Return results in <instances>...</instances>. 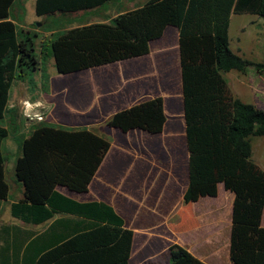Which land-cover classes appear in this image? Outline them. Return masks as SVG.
Returning a JSON list of instances; mask_svg holds the SVG:
<instances>
[{
  "label": "trees",
  "instance_id": "obj_1",
  "mask_svg": "<svg viewBox=\"0 0 264 264\" xmlns=\"http://www.w3.org/2000/svg\"><path fill=\"white\" fill-rule=\"evenodd\" d=\"M16 0H0V201L9 195L2 125L15 81L35 87L33 74L48 77L46 58L59 75H70L146 56L150 43L168 26L178 31V60L184 142L188 153L185 204L216 197L222 184L233 196L229 238L232 264H264V170L252 160L251 138L264 136V111L236 98L223 75L249 67L264 79V62L254 63L230 49L231 14L264 18V0H148L106 23L53 32L40 58L34 38L19 30L12 15ZM113 0H34V13L68 23L70 15L98 9ZM163 98L138 102L112 114L106 125L121 133H162ZM17 131L14 122L13 132ZM19 155L13 175L22 198L10 214L24 224L51 221L42 232L15 226L0 230V264H129L134 232L103 202L79 203L58 187L85 193L111 144L86 128L37 123L15 137ZM12 234V235H11ZM12 236V237H11ZM168 264H205L178 246L168 247Z\"/></svg>",
  "mask_w": 264,
  "mask_h": 264
},
{
  "label": "rangeland",
  "instance_id": "obj_2",
  "mask_svg": "<svg viewBox=\"0 0 264 264\" xmlns=\"http://www.w3.org/2000/svg\"><path fill=\"white\" fill-rule=\"evenodd\" d=\"M147 1L113 0L97 11L73 14L68 19L81 22L77 20L86 17L83 23L89 19L106 20V17L137 8ZM29 2L16 0L12 15L19 30L37 34L35 45L40 58L41 49L49 46L50 32L68 26L61 27L56 25L57 22L49 21L47 28L43 19L26 24L24 18L32 16ZM228 34L233 53L254 63L264 62V18L248 14L233 16ZM165 38L167 44H162L164 40L154 43L146 57L77 74H57L48 57L44 67L51 79L46 81L41 72L34 73L32 77L36 85L32 90L28 89L32 95L24 99L31 103L40 102L46 107V120L42 123L68 129L86 128L109 140L111 149L100 180L94 186L98 196L115 202L126 226L134 229L130 264H168L166 248L172 239L164 232L165 210L168 203H179L183 186L184 139L177 51L172 35L167 34ZM251 71L254 70L247 68L246 76L230 71L223 77L230 89L237 92L235 84L239 80L249 82ZM242 88L238 99L255 105L248 87ZM156 96L165 100L168 121L163 134L149 136L136 131L122 134L106 125L108 118L118 110ZM19 103L16 107L8 105L6 117L1 122L9 130L2 145L7 179L12 177L13 168L12 171L10 168L18 152L15 137L27 136L31 131L24 126L26 121L19 111ZM14 122L17 123L16 132H13ZM35 125L37 123L32 126ZM251 145L252 160L264 165V136L251 138ZM222 194L223 190H220ZM5 214L2 209L0 219L5 220ZM206 252V257L214 264H231L227 250L212 253L211 250H200L202 254Z\"/></svg>",
  "mask_w": 264,
  "mask_h": 264
},
{
  "label": "crops",
  "instance_id": "obj_3",
  "mask_svg": "<svg viewBox=\"0 0 264 264\" xmlns=\"http://www.w3.org/2000/svg\"><path fill=\"white\" fill-rule=\"evenodd\" d=\"M104 6H102L100 8H103ZM29 7L31 9L30 11H31L32 16L24 18V22L26 24H32L33 22H40V20H42V19H43V21H45L44 18L37 17L35 15V13H34V0H30ZM100 8L95 9V10L97 11ZM93 11L94 10H92V12ZM86 12L88 13L91 11H86ZM86 12L79 11L77 13H86ZM77 13H74V14H77ZM242 15H246V14H242ZM242 15H235V14L230 15L228 30H229V26H230V21L233 18V16H242ZM115 16H113V17H115ZM251 16H254V15H251ZM94 17H96V15ZM113 17H111V18H113ZM111 18L106 17V20H95V21H91V19H89L90 21L87 23H85V22L83 23V19H86V17H83L82 19L80 18L77 20V21L81 20V22H72L68 19L69 20L68 23H60L59 25L61 27H67L68 26V28H66V29H69V27L75 28V27L85 25V24L106 23ZM76 23H79V24H76ZM240 29H242V28H240ZM26 32L30 33V34H35L36 37L34 38V41L36 42L37 34L31 33L30 31L29 32L26 31ZM53 32H56V31H52L50 33L52 34ZM167 34L172 35V40L174 39L173 43L176 46L177 61H178V74H179V86H180V71H179V60H178V31L176 28L168 26L165 29V31H164V33L160 39L154 40L150 43V51L146 56H148L151 53L152 45L154 43H157L159 41L164 40L162 42V44H164V45L167 44V38H165L167 36ZM228 37H229V34H228ZM146 56H143V57H146ZM143 57H140V58H143ZM49 59H51L52 65H53V59L51 57H49ZM135 59H139V58H135ZM131 60H134V59H131ZM128 61H130V60L122 61V62H118V63H123V62H128ZM115 64H117V63H115ZM111 65H114V64H111ZM111 65H107V66H111ZM107 66H102V67H98V68H94V69H99V68H103V67H107ZM249 68H252V67H249ZM94 69H89V70H94ZM252 70H254V69L252 68ZM86 71H88V70H86ZM251 73H252V78L249 79V82L245 83L244 81L242 82V80H239V82H237V84H235V86H238L237 88H235V89H237V92L235 90H231V91H232L233 95L236 98H238V97H240L239 95H241L239 93V91H241V90L243 91L242 86H246V88L248 87L250 95L254 97V103H255L256 107L258 109L264 111L263 110L264 109V79L261 76H259L255 71H251ZM75 74H77V73H75ZM242 74L245 75V73H242ZM47 77H48L47 80L51 79V77H49L48 75H47ZM50 83H51V81H50ZM29 95H32V94H30V92L28 91V86H27L26 82L15 81L12 84V87L10 90L8 105L9 106H15L20 101L26 99V97ZM149 99H151V98H149ZM163 104H164V112H165V100H164V98H163ZM180 104H181L180 113H181V118L183 121L181 91H180ZM132 105H134V104H132ZM132 105H130V106H132ZM130 106H128V107H130ZM124 109H126V108H124ZM118 111H120V110H118ZM165 115H166V113H165ZM24 121H26V120H24ZM167 121H168V118L166 115V123H165L164 129H163L161 134H163V132L165 131ZM47 122H49V121H47ZM32 125L33 124L26 122L24 126L29 130V128H31ZM136 132H139V131H136ZM140 133H143V132H140ZM122 134H127V133H122ZM143 134H146V133H143ZM161 134H159V135H161ZM146 135H148V134H146ZM159 135H149V136H159ZM24 137H25V135H24ZM183 139H184V121H183ZM15 144H16L17 149H18L17 142H15ZM110 149H111V147H110ZM109 152H110V150L108 151L104 161L102 162L100 168L98 169L93 180L91 181L87 192L75 193V192L68 191L66 188H62V187H58L57 191L60 194H62L63 196H65L69 199H72L76 202H79V203H88V202H94V201L103 202V203L111 206L113 208V210L124 220V217L120 213L115 202L111 201V200H106L105 198L98 196V191H96V188L94 186L95 182L100 180V177H101L100 173H101V171H102V169L106 163V159H107ZM182 152H183L182 170H183L184 174H183V184H182L183 186H182V188L180 190V194H179L180 201L177 204L170 202L166 205L165 220H164L166 228L164 227V230H165L164 232H165L167 238L172 239L169 246L178 245V246L184 248L185 250H187L191 255H193L195 258L199 259L200 261L204 262L205 264H214L212 260H210L208 257H206L207 252L205 254H202V253H200V250H201V252L211 250L210 253H212V251H221V252L223 251L224 252V250H227V252H228L233 196L231 193L224 190L222 184H219L218 188H217V196L216 197H204V198H200L197 202L185 204L183 202V198H182L184 189H185L186 184H187V166H188V153H187V150L185 148V142L183 144ZM18 155H19V150H18L17 154L14 155L15 159L17 158ZM14 163H15V161H14ZM256 164L264 170V165H262L261 163H258V162ZM13 167H14V164H13ZM13 167L11 164V168H10L11 171H12ZM10 175L12 177L9 179H7V176H6V180H7V183L9 185L8 198L4 201H0V213H1L2 209L6 212V214H5L6 219L5 220L0 219V230H1V227H3V226H15V227L21 229L22 231L42 232L43 230H45L47 228V226L50 224L51 221H48V222L40 224V225H30V224H24L23 222L15 219L11 216L10 206H11V204L19 201L22 198V188L14 179V175L12 172L10 173ZM220 190H223L222 195H220ZM124 222H125V220H124ZM125 226H126V222H125ZM261 227L264 228V209L262 212ZM126 228H128V227L126 226ZM128 229H130V228H128ZM130 230H132L134 232V229H130ZM134 239H135V232H134V236H133V243H134ZM1 243L2 242L0 240V245H1ZM133 243H132V249H131V257H132ZM166 250H168V249L166 248ZM227 254H228V258H229V252ZM131 257H130V260H131ZM129 264H130V262H129Z\"/></svg>",
  "mask_w": 264,
  "mask_h": 264
},
{
  "label": "built area",
  "instance_id": "obj_4",
  "mask_svg": "<svg viewBox=\"0 0 264 264\" xmlns=\"http://www.w3.org/2000/svg\"><path fill=\"white\" fill-rule=\"evenodd\" d=\"M26 102L32 107L26 109ZM18 108L27 123L36 124L42 123L46 120V107H44L40 102L31 103L27 100H24L19 103ZM26 110L29 112L30 116L34 118H30L28 115H25Z\"/></svg>",
  "mask_w": 264,
  "mask_h": 264
},
{
  "label": "clouds",
  "instance_id": "obj_5",
  "mask_svg": "<svg viewBox=\"0 0 264 264\" xmlns=\"http://www.w3.org/2000/svg\"><path fill=\"white\" fill-rule=\"evenodd\" d=\"M38 103H39V102H38ZM31 107H32V106L26 102V109H27V108H31ZM25 115H28L30 118H34V117H31V116H30V114H29V112H28L27 110L25 111Z\"/></svg>",
  "mask_w": 264,
  "mask_h": 264
}]
</instances>
